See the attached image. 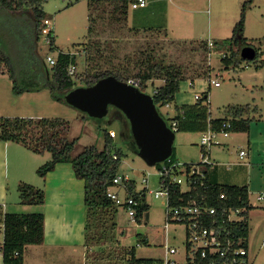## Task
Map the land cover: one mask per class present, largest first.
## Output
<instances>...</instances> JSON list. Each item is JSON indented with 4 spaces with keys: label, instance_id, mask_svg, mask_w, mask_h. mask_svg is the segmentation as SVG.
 Listing matches in <instances>:
<instances>
[{
    "label": "rangeland",
    "instance_id": "374dc122",
    "mask_svg": "<svg viewBox=\"0 0 264 264\" xmlns=\"http://www.w3.org/2000/svg\"><path fill=\"white\" fill-rule=\"evenodd\" d=\"M147 2L146 8L133 10L130 6L129 26L137 32L131 31L126 23L113 21L107 15H103L98 19L97 33L91 37L88 31L90 0H48L44 3V11L47 15L46 19L51 22L50 27L54 31L56 46L64 53L76 55L77 74L84 73L91 66L109 69L120 65L128 67L133 75L139 71L143 63L149 60L179 69L186 80L180 83L175 103L169 107L156 106L158 114L169 127L171 119L177 115L176 106L183 107L192 102L195 103V94H202L211 85L208 78L201 76L207 70L211 74L214 72L212 80H218L221 83L220 87L211 85L210 118L225 117L228 104H253L260 96L262 97L263 77L257 70H260L264 62V0H212L210 4L207 0H193L195 21H208L210 16L214 18L215 15L221 14L224 20L231 22L237 11L241 12L243 5L246 4L251 23L250 29L252 33L261 37L258 41H250L257 48L256 59L243 60L240 66L229 69H225L221 62L225 54L229 55L226 50L213 48L211 53H207L200 42L175 41L162 31L167 9L173 5L172 0H147ZM171 16L173 19V14H170ZM0 39L18 68L19 86L35 88L46 80V71L51 76V66L46 62L47 55L50 53L49 47L44 37L36 40L32 19L26 16L10 18L1 14ZM85 48L94 49L88 53ZM88 55L92 56L91 61L87 59ZM193 79H195V85L191 87L190 82ZM163 84L164 81L155 79L149 82L143 92L152 96L155 89ZM77 85L84 87L80 82ZM51 99L49 90L41 92L34 98L28 96V99L21 100L19 110L13 111V114H18L14 116L22 118L65 120L69 128L66 137L70 141L77 140L73 156L81 154L90 147L103 151L106 147V134L115 131L117 135L113 138V145L115 149L124 153L119 173L127 175L135 182L137 192H145L146 202L150 206L148 215L141 222L133 221L125 210L119 209L116 217L117 226L109 234V238H106L108 240L105 244H107L103 246L105 250L101 247L100 250L94 248L85 257L78 251L71 258L67 257L66 251L65 255L60 257H67V259L61 263L56 261L55 264H91V262L92 264H126V252L132 248H135L138 258L163 260L166 245L177 250L176 254L169 256L171 261L176 264H186V226L170 223L168 229L165 228L167 199L156 198L152 193L161 190L158 164L150 165L141 157L140 147L125 114L120 109L109 106L103 118H92L66 103H54ZM204 104L207 105V103ZM4 112L9 111L5 108ZM201 137L202 133L197 131L175 133L173 148L176 161L182 164L202 162ZM9 145L13 146L17 143L10 142ZM231 151L239 153L238 148H232ZM40 157H43L40 159H43L44 164L50 160L48 153ZM236 159L233 155L234 162L238 161ZM20 164H23L22 159ZM35 165L36 163L32 161L28 167L22 166L25 172H22L19 177L24 180L21 184L24 182L32 184L31 178L37 177ZM228 166L233 168L232 165ZM144 179H147V182L144 183ZM8 188L11 199L12 195L14 197L16 194H14L15 187L12 182H9ZM188 189L189 187L184 184L183 190ZM119 191L122 192L121 189ZM121 195L124 196V192ZM251 201L255 208L250 214L257 216L252 220L255 223L261 219L260 227L264 232V212L260 216L257 212L264 211V201H257L256 195L252 196ZM260 238H264V234L259 233V239L250 250L252 259L249 264H264V243L260 242ZM88 257L90 262H87ZM55 258L57 257L49 259Z\"/></svg>",
    "mask_w": 264,
    "mask_h": 264
},
{
    "label": "trees",
    "instance_id": "16d2710c",
    "mask_svg": "<svg viewBox=\"0 0 264 264\" xmlns=\"http://www.w3.org/2000/svg\"><path fill=\"white\" fill-rule=\"evenodd\" d=\"M47 1L0 0V15L4 14L10 18L26 16L32 19L36 40L38 41L43 37L42 28L47 18L44 11V3ZM134 1L90 0L91 13L88 27L90 37L97 33L98 19L103 15H107L113 21L127 24L129 9ZM246 14L247 7L245 4L241 9L240 19L233 29L232 37L221 41H212L213 48L226 50L229 53V55L225 54L221 60L225 69L238 67L242 64L243 59L240 54L244 47L251 46L257 53V48L244 35ZM130 30L137 32L134 28H130ZM200 44L207 53H211L212 48L209 47V42H201ZM48 47L49 54L56 56V64L51 66V76L46 71V80L42 85L35 88L19 86L18 68L8 53L4 42L0 39V74H7L10 77L13 82L15 95L48 89L54 101L68 104L66 96L74 89L79 88L77 85L79 82L83 83L84 87H91L99 81L112 76L124 83L129 81L137 82L138 88L143 92L149 82L156 79L164 81V84L155 89L156 93H153L154 103L156 106L163 107L175 103L176 95L180 90V83L186 80L179 69L154 60L143 63L139 71L133 75L128 67L120 65L109 69H98L91 66L84 73L77 74L76 55L59 50L56 46L53 30ZM85 49L88 50V48ZM93 49L90 48L91 51ZM90 50H88V53ZM97 52L100 53L99 50ZM87 59L91 61L92 56L88 55ZM71 67L75 68L73 74L69 73ZM201 76H203L202 78L210 79L211 72L207 70ZM194 80L191 81L192 85ZM201 96L202 98L193 106L179 107L175 105L177 115L171 119V122H176L175 133L182 131L205 132L209 127L214 131H221L225 123L231 125L228 129L231 133L249 132L250 123L253 121L257 111L256 107L250 104L231 105L225 110L226 118L211 119L210 109L204 104L208 99L207 92ZM181 112H183L182 115ZM68 131V123L60 118L0 117V142L22 144L36 154L44 155L48 153L50 155V160L37 170L40 178L44 179L48 173L56 169L58 164L70 163L72 165L76 178L83 180L85 183V246L90 252L94 248L100 250L101 247V249H104L103 246L107 244L105 242L108 240L106 238H109V234L117 226L116 217L119 208L108 198V191L113 187V179L120 174L119 169L124 153L115 149L113 138L107 133L106 147L103 151L90 147L86 148L81 154L73 156L77 140H68L66 137ZM201 150L202 155L207 154L204 148ZM175 156V149L173 148L170 159L176 161ZM160 165L161 163L158 164V169H160ZM126 189L130 195H133L139 201L140 205L137 210L136 222H141L150 210V206L146 202V194L144 191L137 192L135 182L132 180L127 183ZM18 190L22 204L34 206L45 204L46 194L42 188L22 183L19 185ZM221 195H224V199H221ZM169 199L170 204L175 207L196 202L208 208H216L218 212L217 220L222 218L221 212L224 208L244 210L242 212L244 219L232 222L229 225L234 227V237L240 239L241 245L248 248L247 215L251 207L247 187L214 184L209 181L205 173V178L202 180L196 179L192 184V189L188 192H182L179 185L172 184L170 186ZM44 222L45 217L41 212L5 213L3 206L0 205V223L4 225L3 259L6 264H22L24 262V253L28 246L43 244L45 238ZM89 258H87V262H90ZM94 258L96 257L94 256ZM212 259L216 264L222 262L219 255L201 259L200 255L197 254L195 264H209ZM125 260L126 264H154L155 261H158L138 258L135 248L126 252ZM160 262L158 261V263Z\"/></svg>",
    "mask_w": 264,
    "mask_h": 264
},
{
    "label": "crops",
    "instance_id": "0c3cea01",
    "mask_svg": "<svg viewBox=\"0 0 264 264\" xmlns=\"http://www.w3.org/2000/svg\"><path fill=\"white\" fill-rule=\"evenodd\" d=\"M172 2L173 5L167 9V17H164L165 24L162 27V31L175 41H195L201 43L231 38L233 29L240 19L241 12L237 11L236 16L231 22L224 20L221 14L215 15L214 18L210 16L208 21H195L196 13L192 8V4H194L193 0H172ZM211 2L212 0H207V3L210 4ZM216 8H218L217 5ZM170 14H173V19L172 16L170 17ZM129 17L128 14V20ZM128 20V28H131ZM250 26L251 23L247 11L244 35L249 41L260 40L261 37H258L254 32L252 33ZM260 67V70L257 71L263 77L262 97L260 96L257 100L253 98L255 101L253 104H250L256 107L257 111L253 121L250 123L249 132L231 133L228 139H223L224 145L215 146L210 149L208 152L209 163L201 164L202 170L206 173L210 182L219 185L247 187L251 207L247 215L249 260L252 259L250 250L253 248L255 241L259 239V233L264 234L262 227H260L261 219L254 223L252 219L257 216L250 214L255 208V205L251 201L253 195H256L257 201H264V199H258L261 196L264 197V62ZM213 73L211 74V78L213 77ZM46 90L48 89L15 95L13 92V82L10 77L7 74H0V117H15L14 115L18 114H13V111L19 110V104L22 99H28V96L34 98V96L36 97ZM210 91L211 85L201 94L203 95L207 92L209 104ZM51 100L56 103L53 99ZM196 102L198 101L196 100ZM195 103L192 102L185 106H193ZM209 104L207 105L208 107L210 106ZM228 105L245 104L236 103ZM5 108L9 112H4ZM224 118L226 116L211 119ZM9 144L10 142H0V205L3 206L5 213L41 212L45 217L44 242L41 245L28 246L24 253V262L22 264H55L56 261L61 263L67 257L71 258L75 256L78 251L85 257L90 251L85 246L86 205L84 181L76 178L70 163L58 164L56 169L48 173L44 179L40 178L37 170L44 164L42 162L43 159H40L43 157H40L39 154L32 152L22 144L17 143V145L13 146ZM232 148H238L239 153H233L231 151ZM241 151H245L246 155L241 157ZM233 155L238 161L234 162ZM21 159L23 160L22 165L20 164ZM32 161L36 163L35 173L37 177L31 178L32 184L30 182L24 183L34 184L35 187L42 188L45 191L46 201L42 206L26 205L20 202L18 188L21 181L24 180L19 177H21L22 172H25L22 170V166L28 167ZM228 165H232L233 168ZM9 182L13 183L15 187L14 194L16 193L14 197L12 195L11 199L8 188ZM257 212L260 216L264 211ZM1 224L0 234L2 238L0 239V244L3 243L4 237V228ZM261 241L264 243V238H260ZM66 251L67 257L61 258L60 256L65 255ZM50 257L57 258L50 260ZM0 264H6L3 256H0Z\"/></svg>",
    "mask_w": 264,
    "mask_h": 264
},
{
    "label": "built area",
    "instance_id": "2783aa9c",
    "mask_svg": "<svg viewBox=\"0 0 264 264\" xmlns=\"http://www.w3.org/2000/svg\"><path fill=\"white\" fill-rule=\"evenodd\" d=\"M147 0H135L131 7L132 9H139L146 7ZM51 22L46 19L42 28V35L45 39V43L50 45L52 28ZM209 47L213 49V42H209ZM46 62L50 66L56 64V56L53 54L47 55ZM75 72V68L71 67L70 74ZM210 84L216 87L220 86V82L217 80L209 79ZM130 85L138 87L137 82H128ZM190 86L193 87L192 83ZM156 93V91H154ZM153 97V95H152ZM202 98L201 94H195V99L198 101ZM209 104L208 99L206 100ZM170 104L166 105L169 107ZM183 112H181V115ZM230 124L225 123L221 131H214L210 127L207 131L202 132L201 147L206 150L205 155H202L201 163H180L179 161H173L170 158L162 162L160 165V181L161 190L153 191L156 198L165 197L167 199L165 210V228L168 229L170 223H180L186 226V264H195L196 255H200L201 259H207L215 255H219L221 263L219 264H249V252L248 248L241 245V240L234 237V227L229 225L232 222L242 221L244 216L240 209H226L221 212L222 218L217 220L218 214L216 208H208L203 205H199L196 202H192L185 206L175 207L170 204V186L172 184L179 185L182 192H188L192 189V184L196 179H204L205 173L202 170L201 164L209 163L208 152L214 146L224 145L223 139L230 137L231 132L228 130ZM170 128L176 131V122H171ZM110 136L114 138L116 136L115 131L109 132ZM241 157L246 155L245 151L240 152ZM131 179L127 175L118 174L113 179V187L108 191V198H110L119 209H123L127 212L130 219L136 221L137 210L139 208V201L127 192L126 185ZM143 182H147L144 179ZM186 184L189 189L184 191L183 185ZM203 184V182H202ZM124 192V196L121 195ZM221 199H224V195H221ZM263 200L264 197L258 198ZM210 219H212L210 221ZM4 228V225L1 224ZM2 244H0V256H3ZM189 247V249H188ZM165 259L155 261L154 264H176L169 259V256L177 253L176 248H172L168 245L165 247ZM18 255V253H16ZM209 264H216L213 259Z\"/></svg>",
    "mask_w": 264,
    "mask_h": 264
},
{
    "label": "water",
    "instance_id": "95a60500",
    "mask_svg": "<svg viewBox=\"0 0 264 264\" xmlns=\"http://www.w3.org/2000/svg\"><path fill=\"white\" fill-rule=\"evenodd\" d=\"M240 55L245 61H253L257 53L247 46ZM66 102L97 119L106 115L109 106L120 109L130 124L141 157L148 164L156 165L171 157L175 132L158 114L154 98L138 87L110 76L94 86L74 89L66 96Z\"/></svg>",
    "mask_w": 264,
    "mask_h": 264
}]
</instances>
